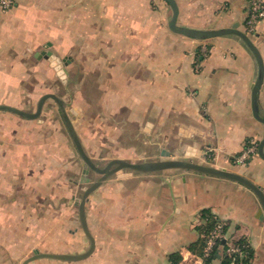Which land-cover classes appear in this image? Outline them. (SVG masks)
<instances>
[{
    "label": "crops",
    "instance_id": "obj_1",
    "mask_svg": "<svg viewBox=\"0 0 264 264\" xmlns=\"http://www.w3.org/2000/svg\"><path fill=\"white\" fill-rule=\"evenodd\" d=\"M177 3L178 23L202 29L239 23L245 30L252 5L251 0ZM171 15L165 0H16L0 7V103L34 111L41 95L56 92L68 102L76 131L96 162L135 161L142 154L154 159L166 150L264 185L258 152L264 123L252 108L255 55L234 35L198 40L176 33L169 27ZM249 35L264 62V20ZM203 47L208 56L197 69L195 55ZM258 99L264 117V78ZM84 172L52 99L36 119L0 110V264H15L3 263L14 256L23 257V264L30 256L29 227L36 222L30 217L31 195L40 200L37 208L48 209L54 225L37 238L55 246L40 251L88 249L78 200L90 184L86 178L97 173ZM205 210L225 219L230 235L249 243L251 264H264V217L255 193L232 180L178 170L113 175L87 202L94 251L80 260L38 258L28 264H181L200 239ZM15 225L25 233H15ZM14 241L27 244L20 249Z\"/></svg>",
    "mask_w": 264,
    "mask_h": 264
},
{
    "label": "water",
    "instance_id": "obj_2",
    "mask_svg": "<svg viewBox=\"0 0 264 264\" xmlns=\"http://www.w3.org/2000/svg\"><path fill=\"white\" fill-rule=\"evenodd\" d=\"M172 8V15L169 20V27L172 31L180 33L190 38L205 40L222 35H234L237 38L242 39L245 44L250 48L257 59L258 63V75L256 82L253 86L252 92V108L255 117L264 123V117L260 113L258 93L263 83L264 78V62L261 51L253 41L252 37L245 30L239 27V23H235L229 27L220 28H194L178 23L179 6L177 0H165ZM46 54V53H44ZM47 55V54H46ZM48 99H52L59 108L64 125L77 149L79 157L85 165V172L93 171L98 174V177L91 179L86 178V181L90 184L84 189L78 200V215L81 223V227L90 241L88 249L80 253H56L48 251H40L35 249L34 253L27 257L23 264L36 260L38 258H52L64 261L80 260L89 256L95 249V238L90 231L87 222L86 206L92 192L97 189L102 183L108 180L113 175L119 177L131 175L134 172L150 173L162 170H178V171H193L203 175L215 176L219 178H225L238 182L245 187L249 188L257 196L261 205V217H264V185L255 183L246 174L239 171L230 170L222 167H218L211 163L194 161L185 157H171L169 151L162 150L160 154L154 159H147L142 154L140 160H129L121 157H113L109 159L105 164L101 165L96 162L85 150L79 134L76 131L74 123L72 121L71 111L68 108L69 104L56 92H46L37 101L36 109L29 111L21 107L0 103V110H7L17 113L25 118L36 119L38 118L43 107ZM259 155L264 159V138L261 139L258 147Z\"/></svg>",
    "mask_w": 264,
    "mask_h": 264
},
{
    "label": "built area",
    "instance_id": "obj_3",
    "mask_svg": "<svg viewBox=\"0 0 264 264\" xmlns=\"http://www.w3.org/2000/svg\"><path fill=\"white\" fill-rule=\"evenodd\" d=\"M16 0H0V7L7 9L13 6ZM251 10L249 17L245 21V30L247 33H253L256 30L257 23L260 20H264V0H251ZM208 56L207 47H203L199 53L195 55L194 65L197 69L200 68L204 59ZM252 149L248 148L247 152H250ZM247 152L243 154L247 156ZM243 158H240L239 161H242ZM199 225H204L206 223V217L201 213L199 219ZM215 224L209 233L206 234V243L204 249L201 253L189 251L186 255L183 256L181 264H207V259L211 255L214 247L220 239H222L226 245V252L229 254H243L245 248L248 244H242L238 240L241 238H236L230 235L228 231V222L215 215ZM204 233V232H203ZM201 235H203L201 233Z\"/></svg>",
    "mask_w": 264,
    "mask_h": 264
},
{
    "label": "rangeland",
    "instance_id": "obj_4",
    "mask_svg": "<svg viewBox=\"0 0 264 264\" xmlns=\"http://www.w3.org/2000/svg\"><path fill=\"white\" fill-rule=\"evenodd\" d=\"M99 164H105V161H97ZM96 177L98 176V174H94ZM38 188V187H36ZM42 188V187H41ZM80 198V196H79ZM40 200H38L37 198H33V196L31 195V201H30V205H31V208H30V217H31V220H35L36 222L33 223L31 222L30 224V227H29V231H30V239L28 241V246H29V252H30V255H32L34 253V250L35 249H44L46 247H53L55 246V242L52 241V240H42V239H38L37 236L39 235V232L42 230V229H47V228H50L49 231H52L51 229L53 228V224L50 221V219L48 218L47 215L48 214V209H44V208H37L36 206H40ZM41 208V209H40ZM40 214V215H39ZM43 216L44 217V221H45V225L43 224ZM47 217V218H46ZM51 218V217H50ZM38 220H40L42 223L40 224L38 222ZM24 230L22 229L21 231V225H15V228H14V232L15 233H19L21 235V233L23 232ZM25 233V231H24ZM15 243L14 244H17L18 245V248L21 249V247H24L26 246L27 244V241H14ZM65 244L67 245L69 243V241H64ZM15 245V246H17ZM4 258V257H3ZM8 259L6 261H4L3 263H9V262H12V263H15V264H19V262L21 261V259L23 257H19V256H14L13 258L11 257H7ZM34 261V260H33Z\"/></svg>",
    "mask_w": 264,
    "mask_h": 264
},
{
    "label": "trees",
    "instance_id": "obj_5",
    "mask_svg": "<svg viewBox=\"0 0 264 264\" xmlns=\"http://www.w3.org/2000/svg\"><path fill=\"white\" fill-rule=\"evenodd\" d=\"M203 215L206 217V223L204 225H199L200 233L203 235H201L200 239L191 246L193 251L198 253L203 251L206 243V234L210 232L216 221L215 214L208 210L203 211ZM238 241L242 244H248V246L244 249L245 252L243 254L237 255L227 253L226 245L224 241L220 239L214 247L211 255L208 257L207 264H211L214 259H220V264H251L253 256V250L251 249V246L243 238L239 239Z\"/></svg>",
    "mask_w": 264,
    "mask_h": 264
}]
</instances>
